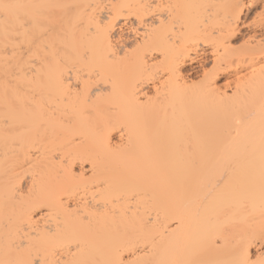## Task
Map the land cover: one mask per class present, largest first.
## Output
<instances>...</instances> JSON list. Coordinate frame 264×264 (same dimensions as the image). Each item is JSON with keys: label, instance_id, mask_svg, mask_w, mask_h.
<instances>
[{"label": "bare ground", "instance_id": "1", "mask_svg": "<svg viewBox=\"0 0 264 264\" xmlns=\"http://www.w3.org/2000/svg\"><path fill=\"white\" fill-rule=\"evenodd\" d=\"M0 264H264V0H0Z\"/></svg>", "mask_w": 264, "mask_h": 264}, {"label": "rangeland", "instance_id": "2", "mask_svg": "<svg viewBox=\"0 0 264 264\" xmlns=\"http://www.w3.org/2000/svg\"><path fill=\"white\" fill-rule=\"evenodd\" d=\"M258 13H259V9H256L255 11H253L251 14L248 15L246 21H251Z\"/></svg>", "mask_w": 264, "mask_h": 264}]
</instances>
